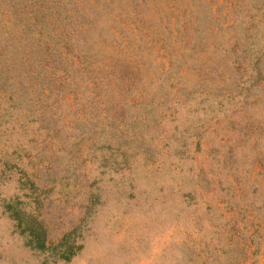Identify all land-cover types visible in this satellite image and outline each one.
I'll return each mask as SVG.
<instances>
[{"label": "rangeland", "instance_id": "rangeland-1", "mask_svg": "<svg viewBox=\"0 0 264 264\" xmlns=\"http://www.w3.org/2000/svg\"><path fill=\"white\" fill-rule=\"evenodd\" d=\"M13 2L26 21L40 1ZM119 7L61 86L0 94V264H264V0ZM10 201L42 220L47 249ZM63 234L79 244L68 260L51 249Z\"/></svg>", "mask_w": 264, "mask_h": 264}, {"label": "trees", "instance_id": "trees-1", "mask_svg": "<svg viewBox=\"0 0 264 264\" xmlns=\"http://www.w3.org/2000/svg\"><path fill=\"white\" fill-rule=\"evenodd\" d=\"M4 1L6 0H0V94L10 98L12 104L18 101L17 93L20 95V90L34 91L39 86L42 89L40 93L43 90L56 89V85L61 86L65 78L72 76L73 66L83 64L89 55L88 50H85L86 43L99 42L103 38L101 36H105L104 30L106 33L111 31L109 24L115 22L114 13L122 11L119 7L122 0H82V9L76 3L68 7L62 0H39V7L33 9L32 19L26 16L24 21L13 4L14 0L10 3ZM77 9L82 19L67 27L65 22L72 21L71 13ZM251 18L254 20L253 16ZM17 22L25 26L27 42L8 41L4 32H7L12 23ZM187 23L188 21L181 23L178 32L185 29ZM80 34L82 38L79 37ZM28 35L29 40L26 38ZM79 43H82V47H77ZM72 52L69 64L67 56ZM26 76L30 79L22 80L21 77ZM54 79L61 81L55 84ZM109 81V78L105 81L103 78H94L91 83L94 87L105 88L109 87ZM58 93L55 92L50 97V106L54 107L58 98H63L62 92ZM40 96L37 94L36 98ZM106 121H113V116ZM26 180L32 182L30 179ZM4 208L16 221L19 231L26 233V244L42 251L47 249L46 230L42 220L30 213L25 215V211L11 201L4 203ZM69 238V234H63L51 248L55 257L68 260L75 253L79 244L72 243Z\"/></svg>", "mask_w": 264, "mask_h": 264}]
</instances>
